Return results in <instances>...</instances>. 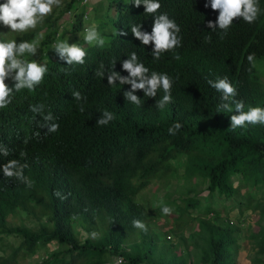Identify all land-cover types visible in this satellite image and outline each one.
Here are the masks:
<instances>
[{"label":"trees","instance_id":"obj_1","mask_svg":"<svg viewBox=\"0 0 264 264\" xmlns=\"http://www.w3.org/2000/svg\"><path fill=\"white\" fill-rule=\"evenodd\" d=\"M106 1V21L94 19L90 0H63V6L54 8L37 28L8 33L18 42L40 38L33 59L47 62L49 73L34 92L22 90L7 108L0 109V144L10 150L9 157H0V164L19 159L28 165L24 172L34 182L27 190L0 172V264H16L21 253L25 258L40 249L45 257L34 264H106L115 256L124 257V264H238L235 256L244 239L239 225L245 220L244 211L259 216L257 229L248 230L246 239L253 253L264 256V125L232 129L230 116L235 113L219 110L221 95L213 93L207 82L213 75H226L245 110L264 107V70L259 75L255 67L256 60L264 59V14L253 27L223 35L232 55L221 60L205 39L214 35L207 27L208 0H160L159 12L180 25L182 46L154 60L151 43L142 45L130 32L132 24L141 23L142 30L150 33L152 15L144 13L143 5L134 7L131 0ZM93 22L107 38L103 48L83 39L85 28ZM7 31L0 27V32ZM117 31L128 35L118 36ZM57 38L85 47V64L68 66L60 61L51 49ZM131 52L149 69L172 74L176 80L172 104L158 109L151 98L141 95L143 105L137 107L118 96L130 85L108 86L106 76L95 75L101 65L107 75L116 60L114 70L126 76L121 61ZM177 53L180 60L173 58ZM249 53L255 54L252 63L246 58ZM218 63L223 65L212 70ZM73 91L86 100L76 101ZM38 103L45 105V114L52 113L53 122L60 125L58 132L46 133L47 128L34 123L29 105ZM104 109L116 118L99 126L96 121ZM36 120L43 122L39 115ZM174 121L183 127L172 136L168 128ZM21 151L27 156L21 157ZM179 158L184 160L181 175L172 166ZM174 175L186 185L201 180L206 186L202 196H192L194 189L187 195L179 192L177 200L166 203L173 209L171 215L157 209L171 222L167 233L198 252L194 261L175 244L161 241L162 234L154 231L156 221L136 202L152 180L167 178V183ZM57 190L60 197L54 195ZM234 210H240L237 220L232 219ZM17 211L37 221L38 229L10 226L7 219ZM134 219L144 222L146 233L133 227ZM78 221L90 226L92 233L97 228L100 236L79 242L73 231ZM192 222L197 230L185 239L181 234ZM11 236L19 243L6 254L4 238ZM260 261L253 258L252 264Z\"/></svg>","mask_w":264,"mask_h":264},{"label":"clouds","instance_id":"obj_2","mask_svg":"<svg viewBox=\"0 0 264 264\" xmlns=\"http://www.w3.org/2000/svg\"><path fill=\"white\" fill-rule=\"evenodd\" d=\"M97 3H99V1L96 2V5ZM131 3L134 7L143 5L144 13L150 14L153 17L150 33L142 30L141 23L132 24L130 32L142 45H149L151 43V56L154 60H159L162 54L175 51L182 46L180 25L175 19L170 18L166 12H159L161 8L160 0H131ZM62 6V0H3V2H0V27L8 29L7 32H0V109L7 108L12 103L15 95L22 90L34 92L35 89L43 83L45 76L49 73L47 62L42 63L39 60L33 59L40 47V38H35L31 41L20 40L18 42L17 39L9 37L8 33H25L35 29L44 22L47 16L53 13L54 8ZM205 6H210L211 8L207 27L211 29L214 34L213 36H207L205 39L209 41L215 56L221 60H225L228 56L231 57L232 55V52L227 50V38L223 39V35L227 34L228 31L232 32L235 28L247 30L249 26L253 27V23L259 19L261 13L264 14V0H208ZM85 15L88 16V12H85ZM116 35L126 36L128 33L125 31H117ZM83 39L88 45L99 48H103L107 40V38L100 33L98 24L95 22L85 28ZM51 49L55 51L59 60L65 62L68 66H83L88 54L85 47L79 43H69L68 39L57 38L51 46ZM173 58L176 60L181 59L178 53L175 54ZM246 58L252 63L255 60V54L249 53ZM116 62V60L112 61L111 68L108 70L107 75L103 70V65L100 66V69L96 71L95 75L101 78L106 76L108 86L130 85L129 90L124 91L123 95L118 93V96L124 97L137 107L143 105L142 99L139 98L141 95L142 97L147 96L151 98L158 109H164L167 105L173 103L176 80L171 77L172 74L166 71L157 72L149 69L139 59L136 52H131L127 56V59L121 61L123 71L127 72L126 76L114 70ZM221 65L223 64L218 63L212 70ZM263 65L264 59L256 60L255 67L258 69L257 73L259 75L263 73ZM221 69L223 68L215 70L214 73ZM262 80L264 82L263 78ZM7 81L12 82L11 86ZM116 82L119 83L117 84ZM207 82L213 93L221 95L219 110H227L230 113H235L230 116V127L232 129L245 128L247 125H264V107L249 106L247 110H245L243 100L236 99L238 95L237 88L229 80L228 76L213 75L212 79H209ZM72 97L76 101L86 100V97L82 96L79 91H73ZM44 109L45 105L43 103L29 105V111L34 114V123L40 129L47 128L46 133L58 132L60 125L53 122L55 118L52 113L48 112L45 114ZM79 110L81 113L84 112L85 108L83 104L80 105ZM37 115L42 117L43 122H41V120H36ZM115 118L113 112L104 109L101 113V117L96 121V124L99 126H106ZM182 127L183 125L181 122L174 121L168 128L169 135H176ZM39 134L40 133L37 132V135ZM9 155L10 150L8 147L0 144V157H9ZM20 156L26 157L27 153L21 151ZM27 166L26 163L22 164L19 159H7L6 162L0 164V172L4 178H15L20 186L29 190L32 188L34 182L24 172ZM165 179L166 181L168 180L167 178ZM159 180L160 178H156L152 180L151 184ZM169 184L170 182L166 183V185ZM143 191L137 195L138 198ZM54 195L60 197L61 193L57 190ZM105 196L101 195V198L109 201L107 195ZM137 197L136 202L146 209L151 219H156V223L158 219L162 218H164L163 221H165L167 225L171 223L167 217H162L157 213V209L161 207L163 215H171L173 209L166 204L171 200L158 201L155 207L154 205L151 206L139 202ZM25 215V212L17 211L15 214L8 217L7 222L14 216L22 217ZM26 219L31 220L27 217ZM31 222L34 224L35 229H38L39 223L35 220H31ZM41 223L45 224V220L43 219ZM132 225L134 228L140 229L145 233L147 232V226L141 220L134 219ZM94 230L95 232H90V226L82 221L73 223V231L79 242H84L89 237L97 239L100 236V232L95 227ZM157 231L160 232L158 229ZM160 233L162 234L161 238L165 234H168L166 239L168 241L171 239L170 236L175 239L174 235L167 233V231ZM48 247H51V245ZM21 256L22 253L19 257ZM124 263H126L124 257L115 256L106 264Z\"/></svg>","mask_w":264,"mask_h":264},{"label":"rangeland","instance_id":"obj_3","mask_svg":"<svg viewBox=\"0 0 264 264\" xmlns=\"http://www.w3.org/2000/svg\"><path fill=\"white\" fill-rule=\"evenodd\" d=\"M90 1L92 3V6H95L96 15L94 16V19L99 20V21H106L107 20L106 9L104 11L103 9L105 8L107 1L106 0H90ZM98 1L99 3H97L96 5V2ZM112 12H113V8L110 10L109 15H112ZM67 17H69V14L67 15ZM183 161H184L183 159L179 158L172 162V166L177 167L178 175H181L183 173V167H182ZM177 163L180 165L178 166ZM170 180L171 181L169 185H166L165 178H161L159 181L153 182L145 191L142 192L139 198L137 197L138 201L141 203H145L146 205L149 204L151 206L154 205L156 207L158 201H162V200L166 201L168 199L170 201L172 199H177L179 198V192H184L183 194L186 193L187 195L189 194L190 189L195 190V193L192 194V196H194L195 194H199L201 196L206 194V192L204 191L206 186L204 182L201 180H198V181L194 180L187 185L181 177L178 178L175 175ZM184 187H185V190H184ZM238 212H240V210H234L231 213V215L234 216L232 217L233 220H237ZM244 212H245L244 213L245 220L242 221L239 225L242 226L243 230H246L248 226H249V230L257 229V226L255 224H249L250 222H255V219L256 220L259 219V216L256 214V212H251V211H244ZM163 219L164 218L158 219L157 223H155L157 224V229L162 233H164L168 229V225L165 221H163ZM8 224L13 227H16L19 225H24L28 227L34 226L31 220L26 219L25 216H22V217L14 216L9 219ZM195 230H197V224L193 222L189 223L188 225H185L181 236H183L185 239H188L190 234ZM154 231L158 235V231L156 229ZM246 236H247V233L243 232L244 239H241L238 244L239 248L235 256L238 264H252L253 258L257 259L256 258L257 256H258V259L262 258V256L257 255L256 252L253 253L250 250L249 241L245 239ZM167 237H168V234H165L164 236H162L161 241H163L166 244H171V243L175 244L176 246H178V249L180 250V252H182L183 255L188 252V255L192 256V257H189L190 261H194V258L198 256V252L194 251V249L191 246H189L187 242L184 243L182 241H179L177 237L174 239L172 236H170L171 239L168 241L166 240ZM18 242H19L18 239L15 238L14 236L5 237L4 244H5L6 253L7 254L11 253L12 249L16 248ZM54 248L55 246L52 245V249ZM44 252H45L44 249H40L33 255L25 256L24 259L19 257L16 264H34L37 261L42 260L45 257Z\"/></svg>","mask_w":264,"mask_h":264},{"label":"crops","instance_id":"obj_4","mask_svg":"<svg viewBox=\"0 0 264 264\" xmlns=\"http://www.w3.org/2000/svg\"><path fill=\"white\" fill-rule=\"evenodd\" d=\"M255 215H256V214H255ZM256 216H257V215H256ZM257 219H258V218H257ZM257 221H258V220L255 219V222H250L249 224H255V225H256ZM248 230H249V226L247 227L246 230H243V232H246V233H247ZM246 237H247V236H246ZM246 237H245V239H246ZM252 252H253V251H252ZM250 253H251V252H250ZM256 258H258V256H257ZM260 260H261V261H260L261 263H259V264H264V257H263V256H262V258H260Z\"/></svg>","mask_w":264,"mask_h":264}]
</instances>
